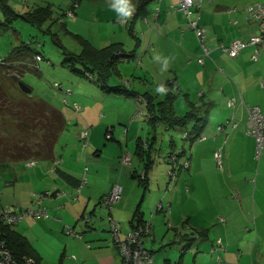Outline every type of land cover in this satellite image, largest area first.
<instances>
[{
  "label": "crops",
  "instance_id": "0c3cea01",
  "mask_svg": "<svg viewBox=\"0 0 264 264\" xmlns=\"http://www.w3.org/2000/svg\"><path fill=\"white\" fill-rule=\"evenodd\" d=\"M132 3L137 11L127 23L121 24L116 18L118 25L110 24L108 28L109 22L95 23L93 28L89 22L88 27L82 26L84 31L80 34L94 48L116 42L126 58L116 59L110 74V66H104L108 74L105 81L99 82L95 75L91 78L92 84L82 75L65 81L73 89L68 100L77 101L81 112L66 104L60 108L65 125L56 139L53 157L24 167L10 185L0 180V196L10 200V192L19 193L18 201L12 200L15 205L8 204L12 209L44 207L47 212L58 214L50 220L25 216L16 229L35 249L36 244L28 238L27 230L48 231L52 237H58L65 225L74 226L82 236L69 240L64 259L67 264H120L122 258L109 229L108 214L120 223V236L132 228L134 216L138 214L140 219L150 220V233L144 237V245L153 253V264H264V256L256 261L248 253L251 230L258 233L264 225L261 205L256 216V203H259L256 199H264V147L257 155L254 136L247 133L248 107L256 105L264 114V51L259 50L258 58L253 60L252 46L242 49L235 57L225 49L235 38L245 39L257 31V24L247 16L250 5L228 7L223 0H203L198 23L205 29V43L210 52L201 64L197 58L202 47L188 27L179 0H132ZM154 7L160 12L156 14ZM144 16L149 19L147 24L142 22ZM77 20L68 22L73 23L72 28L78 33ZM107 30L109 37L105 44L99 45V34ZM155 53L173 58L168 75L174 74V77L167 79H171L167 86L175 90L178 87L177 93H184L180 103L183 111L179 112L192 111L195 118H201L205 123L202 129L208 135L205 140L195 142L182 137L187 141L181 143L183 152L178 161L187 158L188 167L180 170L175 188L166 192L168 165L163 158L169 149L159 139L163 137L159 125L164 122L167 125L165 119L178 116L176 101L163 104L162 95L155 93L160 84L151 81L160 68L152 60ZM133 56H138L139 64ZM143 94L164 121L154 124L148 119L152 110L146 107ZM221 124H224L223 131L217 129ZM86 125L91 126L85 153L87 181L81 188L80 176L76 177L82 168L79 132ZM193 125L194 120L189 127ZM108 126H112V138L105 140ZM140 138L141 142L144 139L149 142L145 184L132 176V171L136 174L145 164L136 154ZM173 144L170 143L171 147ZM219 148L221 165L213 155ZM159 149L162 153L156 155ZM123 150L130 152L132 167L120 163ZM55 159L61 161L53 169ZM114 183L121 187L120 197L106 211L101 198ZM79 188L76 200L70 201ZM58 190L63 193L58 195ZM43 192L48 193L41 203L35 202L36 194ZM163 193L170 211L152 215ZM251 210L255 214L254 226ZM83 213L91 214L89 227L81 218ZM239 249L243 250L241 254ZM72 254L76 256L74 259L70 257Z\"/></svg>",
  "mask_w": 264,
  "mask_h": 264
},
{
  "label": "rangeland",
  "instance_id": "374dc122",
  "mask_svg": "<svg viewBox=\"0 0 264 264\" xmlns=\"http://www.w3.org/2000/svg\"><path fill=\"white\" fill-rule=\"evenodd\" d=\"M73 1L75 2V0H8L11 7H13V9L19 12L24 11L30 7H35L38 5H45L47 3H50L53 9L51 17L43 23L41 28L33 26L21 19H17L11 23L12 27L10 29L4 28L3 26V24L6 21L7 15L4 14L5 8L1 7L2 3H0V70H1L0 71V82L4 86V89L6 90L10 98L9 100L10 104L1 112V115H0V137L2 140L0 142V149L4 145L13 146V144L15 143L21 144L24 141L31 143V142H36L40 140L41 131L35 130L32 127V125H30L27 130H24L23 125L20 126L19 124V119L17 120L18 116L11 114L10 110L11 108H13V106L15 105L17 101H20L23 99L32 101L34 100L33 97H36V98L39 97V98H43L44 100L52 103L58 109L64 108L63 107L64 106L63 104L64 94H63V91L60 89V87L59 88L57 87L56 83H59L63 87V90H65L67 87V83L65 82L66 80L68 79L73 80L74 78L73 76L81 77V74L72 70L70 66L71 65L70 63L72 61L66 60L68 56H71L69 54L70 51L77 53L81 49L80 44L69 33H67L66 27L68 29H71L72 31H76V30H73L72 27L74 26L72 23L67 24V19L69 17L63 15V12L65 11V9L68 6H70ZM154 2L155 1H153V3ZM223 2L228 7L244 8L254 3L264 2V0H223ZM78 3L79 5L82 4L80 10L77 7L75 8V11L77 12V15L75 16L78 18L77 20L78 28L77 26H75V29H78L77 30L78 33H81V31H84L82 26L88 27L87 26L88 22L91 23L90 24L91 28H93V25L95 23L109 22V25H107V28L110 26V24L114 25L115 23V26L118 25V23L115 22L117 15L110 8L109 0H78ZM157 8L158 7L156 8L154 7L155 11H157ZM159 12L160 10L157 13ZM60 16L62 17L64 16L63 21H60ZM148 20L149 19H147L144 16L142 22L147 24ZM95 30L96 29H94V31ZM108 33H109V30H107L106 33L99 34V37H100V40L98 42L99 45L105 44L107 37H109ZM22 42H25V43L31 42L30 46L34 48L35 51H40L43 57L42 60L40 61H36L34 59L33 61L31 60L30 63L26 61L28 63L25 64V69L23 73L20 75V78H21L20 80L31 88L30 93H26L22 91L20 87L18 86V79H19L18 74L21 71V67L22 66L24 67V65L21 63V64H17L15 68H10L9 63L7 61H4L7 58L9 51L16 45L21 44ZM66 52H69V53H66ZM133 60L135 61L136 64H139L140 62L138 56H133ZM2 61H4L5 63L1 64ZM169 73H170L169 71H166L163 73H161L160 71L155 72V75L151 81H157L158 83L166 84L168 78L174 77V74L168 75ZM11 74H13V76L15 75V79H13L14 77L11 78L10 76ZM82 78L86 80L88 83L92 84L93 82L92 79H88L85 76H82ZM148 79L150 80V78ZM169 89H172V88L169 87ZM177 91H178V87L176 88L174 92L171 91L170 97H172L173 100L176 101L175 103V106L177 108L176 116L180 117L184 115L185 113V112L184 113L179 112V111H183L182 110L183 108H181L180 103L183 100L184 93L179 94L177 93ZM164 96L166 97V95H162L163 98ZM197 98H200V97L198 96ZM50 100H53V102ZM76 112H81V111H76ZM19 118L20 120H23L22 114H21V117ZM191 122H192V119L188 120L186 126L184 124H173L172 122L170 125L168 124V127L166 124L161 123L159 125V129H160V132H162L161 135H163V137H160L159 139L161 141L164 140V145H167L169 150L171 149L170 143L174 142L173 144L174 147L172 145L173 147L172 149L179 151L182 145L181 144L182 141H187V140L182 139V133L183 131L190 129L189 126ZM221 125L224 127V124H221ZM88 126L90 125H86L84 128L80 130V132L83 129H86ZM90 129H91V126H90ZM80 132H79V139H80L79 148H80V156L82 155L81 156L82 168L76 177L80 176L79 187L82 188L84 185H86V181H87L86 180L87 179L86 168H87L88 161H87V156L85 157V153H86V148H87L90 133L88 137H86L87 139L86 138L84 139L80 136ZM85 141H86V144H85ZM161 149H162V146H161ZM155 153H162V150L159 149L158 152L155 151ZM60 161L61 159H56L55 163H59ZM39 163H40V160H37L36 164H39ZM55 163L53 164V169L57 167V164ZM24 167L25 168L30 167V165H27V163H24L21 161L8 162V163L0 165V180L2 181V184L9 183L10 185L14 183V181L16 180V177L18 176V174L22 171ZM79 190L80 188L76 191L75 198L70 199V201L76 200V197L79 195ZM262 191H264V189H262ZM257 192L258 191H256V193ZM61 193H63V191L59 190L58 195H60ZM6 197L7 196L5 197L0 196V208L4 207L12 211H19L18 208L12 209L9 206L10 204H12V200L18 201L17 200L19 197L18 191L15 190L9 193L10 200H8V198ZM257 198L258 199L256 200L260 204L256 203V216L259 215L260 205L262 207L261 210H264V199H261L259 197ZM97 204L98 203H96L94 206L96 207ZM12 205L14 206L15 204L13 203ZM103 209L106 211H109L111 208L109 209L107 207H103ZM104 210H102V212H104ZM85 214L83 213V215ZM88 215L85 216L84 221L89 219ZM109 216L112 217L110 214H108V217H107L108 221H109ZM254 216H255L254 211L251 210L250 217H251L253 226H254ZM39 217L42 218V220L43 219L50 220V217H53L55 219V217H58V214L56 216L54 214H51L50 212H47L46 210V216L39 215ZM24 218L25 217L21 218L20 220H18L17 223L13 224L15 229L18 228L17 225L19 226L20 225L19 223L22 222ZM29 218H35V216H29ZM222 218L223 217H220V220ZM112 219L116 220L113 217ZM64 223H62V226H64ZM84 224H87V223L85 222ZM21 226L20 228L23 230ZM119 226H120V223H119ZM133 227L134 226H132L130 230H132ZM66 228L67 226L65 225V230L63 229V233L58 232L60 235H58V237L55 236L56 238L49 235L48 231L46 232L45 231L44 232L34 231L33 232V229L27 230L28 233H30L28 238L34 244H36V248L34 250L36 252V256L39 258L40 264H63L66 261L64 259L67 257L66 255H67V247H68L69 240H72L75 237V235L73 234V230L72 232H67ZM73 229H74V226H73ZM58 230L61 231L62 229L61 230L58 229ZM129 231L125 232L123 236H120V232H121V227H120L118 235L120 238H123L125 234L128 233ZM53 234L54 233H52V235ZM150 237L152 238V236ZM113 240L116 245L114 236H113ZM248 244H249L248 253H249L250 258H254L257 261L258 257L264 256V225L260 226L258 233L257 231L255 232L254 229L251 230V237L249 239ZM85 245L86 247H90L87 242H85ZM242 249L238 250L240 254L243 252ZM59 251H61L60 252L61 257L58 258ZM118 252L121 257V253L119 249H118ZM0 257L3 259L4 255L3 254L0 255ZM70 257L74 259L76 256L72 254V256ZM5 262L6 261L4 260V262L2 263L4 264ZM29 263L33 264L32 262H29ZM64 264H67V261ZM120 264H122V261L120 262Z\"/></svg>",
  "mask_w": 264,
  "mask_h": 264
},
{
  "label": "trees",
  "instance_id": "16d2710c",
  "mask_svg": "<svg viewBox=\"0 0 264 264\" xmlns=\"http://www.w3.org/2000/svg\"><path fill=\"white\" fill-rule=\"evenodd\" d=\"M0 3H2L1 7L5 8L4 14L7 15L6 21L3 24L4 28H7V29H10L12 27L11 23L17 19H21L33 26L41 28L43 23L51 17L52 10H53L52 5L50 3H47L45 5H38L35 7H30L21 12L13 9V7H11V5L9 4L8 0H0ZM76 7L80 8L78 0H75V2L73 1L71 5L68 6L63 12L64 16L69 17L67 19V24L70 23L68 22V20H71L73 22L76 20L77 18L75 16L77 15V12L75 11ZM63 17L60 16V21H63ZM66 31L80 44V47H81V50L77 53L72 52V51H70V53L66 52L71 55V56H68L66 60L72 61L70 63L71 64L70 66L73 71L78 72L79 74L87 77L88 79H91L93 75H95L98 78L99 82L105 81V79L108 78L107 75L111 73L110 71L113 68L112 65H114V63L116 62V59L118 58L121 59L122 57L126 58L125 57L126 55L123 54L119 46V43L115 42V43H110L100 48H94L91 45V43L88 41V39L85 38L80 33L72 31L71 29H68L67 27H66ZM130 32L132 33V31ZM30 45H31V42L29 43L22 42L21 44L16 45L9 51L7 58L4 60L9 63L10 68H15L17 64H21V63L24 65V67L23 66L21 67V71L18 74L19 75L18 81H21L20 75L23 73L25 69V64H27L28 62L30 63L31 60L33 61V59L36 61H40L43 58L41 55V52L35 51V49L32 48ZM37 56H39V59L37 58ZM4 61H2L1 64L5 63ZM107 64L108 66H110L108 70V74L103 69L104 66H106ZM10 76L11 78L14 77L13 79H15V75L13 76V74H11ZM170 81L171 80H168L166 85L169 86L171 84ZM56 85L58 88L60 87V89L63 91V94H64L63 104L70 106L74 111H80L81 107L77 101L70 102L67 99L68 97L72 96L73 89L71 87H66L65 90H69V93H66L64 92L63 87L59 83H56ZM117 90L122 91V88L117 86ZM170 95H171V91L168 92L166 97L164 96L163 104H169V105L172 104L171 102L173 98L170 97ZM143 96H144V100L146 101V102L143 101L146 107L147 108H149L150 106L152 107L153 103L149 102V99L146 95L143 94ZM9 100L10 98L8 96V93L4 89V86L2 85V83L0 82V115H1V112L10 104ZM74 103L78 105V107L80 108L79 110L75 109ZM149 110H152V111L148 113L149 115L148 119H152V122L154 124H158L159 122H161V120L164 121L165 118H162L158 113L156 114L152 108ZM10 112L11 114L18 116L17 120L19 119V124L20 126L23 125L24 130H27L29 126L32 125V127L35 130L41 131L40 140L36 142H31V143L24 141L21 144L15 143L13 144V146L12 145L2 146L0 149V165L8 163V162H15V161H21V162L27 163L29 161L37 162V160H40V159H51L53 157V148H54L56 139L58 138L59 133L61 132V130L63 129L65 125V119L60 109L52 105L50 102L44 100L43 98H38L37 100H32V101L25 100V99L17 101L15 105L13 106V108H11ZM21 114H22L23 120H20L19 118L21 117ZM193 117L195 118L194 113L192 111H188L180 117L172 118V120L171 118L165 119V121L168 122L167 125L168 124L170 125L172 122L174 124L186 125L188 120H191V119L194 120V125L192 126V128H190L189 130L183 131V133L186 132L188 136L183 137V133H182V137L195 142L197 136L200 133L204 132L202 128H204L205 123L201 118L196 117L194 119ZM87 128H88V135H89L90 126H88ZM109 130H110L109 137H106V133ZM111 130H112V126H108L106 128V131L104 134L105 140H110L112 138ZM1 141L2 140L0 137V142ZM148 149H149V142L146 139H144L141 142V138H140L137 143L136 154L140 157L142 161L145 160V164L142 170L139 172H136V174L134 173L135 171L134 172L132 171L133 173L132 176L138 178L142 184H145L144 182L146 181V178H147V165H148L147 163L148 162L146 161V158L149 154L146 152L149 151ZM170 150L166 152L163 158V160L168 165V169L166 171V186L164 188L165 192L170 189L175 188L176 179L179 175L180 170L182 169L185 170L188 167L187 158H185V160H183L180 163L178 161V157L180 153L183 152L181 147L179 151L173 150V149L171 151ZM124 153H125L124 150L120 153V163L121 164H122V155ZM128 154H129L130 164L128 165L122 164V165L129 168V167H132V160H131L130 152H128ZM155 154L157 155V153ZM55 160L53 163H55ZM185 161H187L186 166L184 165ZM36 162L31 164L30 167L34 166ZM55 164H58V163H55ZM172 171L175 172L174 177H171V174H169ZM111 189L109 190V192L111 191ZM109 192L101 198V204L103 203V199L105 198V196L109 194ZM47 193L48 192H43V195L45 196ZM120 193H121V187H120ZM35 199L36 198H34V201L36 202ZM158 202L161 203L160 207L156 206ZM158 202L155 204L154 209L152 210V213H151L152 215L159 211H163L165 213H168L170 211V204L164 201V193L161 194V197L159 198ZM112 203H111V206H112ZM102 205L106 207L104 204ZM86 215H88V213L85 215L83 214L81 215V218L83 219V221ZM90 215H88L89 219L84 221V223L85 222L87 223L85 224L87 227L91 225ZM145 221H149V230H150V220L140 219L138 214L134 216L133 225L137 223L143 224V222ZM108 224H109V221H108ZM109 229H110V225H109ZM72 230H73V234L76 237L82 236L81 233L74 231L73 227H72ZM147 235L149 234H146L145 236ZM143 244H144V241H143ZM0 248H3L9 253L11 257V264H30V263H27L28 260H31L33 264H40L39 258L36 256V252L33 249L29 240L22 233H20L17 229H15L13 224L7 223L4 219H2V213H0Z\"/></svg>",
  "mask_w": 264,
  "mask_h": 264
},
{
  "label": "built area",
  "instance_id": "2783aa9c",
  "mask_svg": "<svg viewBox=\"0 0 264 264\" xmlns=\"http://www.w3.org/2000/svg\"><path fill=\"white\" fill-rule=\"evenodd\" d=\"M203 0H179V8L183 11L185 17L187 18V24L190 29L193 30L195 36L197 37L201 47L202 52L197 58V62L204 63L205 57L209 56L210 48L205 43V29L201 27L198 23L201 7ZM158 11V10H157ZM157 11L155 12L157 14ZM247 16L252 19L257 24V31L252 32L248 38H235L230 45H228L225 49L231 57H235L242 49L247 46L254 47L252 52V59L256 60L258 58L259 50L264 51V2L254 3L247 8ZM39 59V56H37ZM64 92L69 93V90H64ZM232 104V101L230 102ZM75 104V103H74ZM75 109L79 110L77 104H75ZM248 129L247 133L254 136L256 143V153L260 154L262 147H264V114L261 113L258 106H249L248 107ZM138 112L140 110L137 109ZM217 129L222 131L224 127L222 125H218ZM110 130L106 133V137H109ZM88 135V128L83 129L80 132V136L82 138H86ZM188 134L186 132L183 133V137H187ZM205 132L200 133L195 141H203L206 139ZM87 139V138H86ZM86 144V141H85ZM214 159L218 165H221L222 162V152L219 149L214 151L213 153ZM34 161L27 162L28 165L33 164ZM122 164H130L129 162V154L127 151L122 155ZM184 165H187V161H185ZM171 177L175 176V172H170ZM120 197V186L118 184H113V187L109 194L105 196L103 199V203L107 208H111V203L116 201ZM35 200L37 203H41V200L44 198L43 193H38L35 196ZM157 207L161 206V203L158 202L156 204ZM0 213H2V219H4L7 223L15 224L21 218L25 216H35L39 215L46 216L45 208H39L36 210L33 209H25L19 211H11L10 209L1 207ZM224 219L222 218L221 221ZM109 225L112 236H114L117 248L121 253L122 264H153V253L152 251L147 250L143 244V237L146 234H149V221L141 223H137L133 225V229L125 234L123 238H120L118 235L120 226L119 223L112 219L109 216ZM67 232H72V228L67 226ZM4 255L3 259H0V264L5 263L11 264V257L9 253L0 248V255ZM31 262L28 260L27 263ZM4 263V264H5Z\"/></svg>",
  "mask_w": 264,
  "mask_h": 264
},
{
  "label": "clouds",
  "instance_id": "9594fccd",
  "mask_svg": "<svg viewBox=\"0 0 264 264\" xmlns=\"http://www.w3.org/2000/svg\"><path fill=\"white\" fill-rule=\"evenodd\" d=\"M109 6L116 13L118 22L121 24L132 20L137 11L136 5L132 3V0H109ZM172 59V57L160 53H155L152 56L153 62L160 65L159 71L161 73L168 71ZM169 91L174 92L175 88L169 89L164 83H160L155 88V93L159 95H167Z\"/></svg>",
  "mask_w": 264,
  "mask_h": 264
},
{
  "label": "water",
  "instance_id": "95a60500",
  "mask_svg": "<svg viewBox=\"0 0 264 264\" xmlns=\"http://www.w3.org/2000/svg\"><path fill=\"white\" fill-rule=\"evenodd\" d=\"M18 86L20 87V89L26 93H30L31 92V88L24 84L22 81H18Z\"/></svg>",
  "mask_w": 264,
  "mask_h": 264
}]
</instances>
